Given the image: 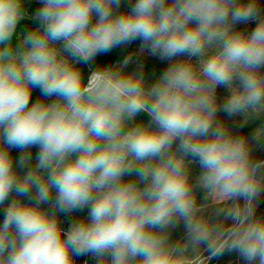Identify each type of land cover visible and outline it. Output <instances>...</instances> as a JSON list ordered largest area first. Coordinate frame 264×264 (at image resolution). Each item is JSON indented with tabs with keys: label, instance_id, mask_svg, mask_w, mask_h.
<instances>
[{
	"label": "clouds",
	"instance_id": "9594fccd",
	"mask_svg": "<svg viewBox=\"0 0 264 264\" xmlns=\"http://www.w3.org/2000/svg\"><path fill=\"white\" fill-rule=\"evenodd\" d=\"M24 4L0 0V205L16 194L0 224V264H78L88 254L96 264H209L233 251L264 264V160L217 119L260 120L253 138L264 141L258 0H135L124 12L121 0H40L38 26L14 39ZM249 21L251 32L234 27ZM136 39L172 61L151 85L142 67L126 71L130 56L85 79L79 65ZM35 88L42 98L30 103ZM141 112L151 119L136 122ZM13 148L24 150L18 161ZM53 193L54 208H43ZM85 207L64 231L58 213ZM181 221L186 236L173 240Z\"/></svg>",
	"mask_w": 264,
	"mask_h": 264
},
{
	"label": "rangeland",
	"instance_id": "374dc122",
	"mask_svg": "<svg viewBox=\"0 0 264 264\" xmlns=\"http://www.w3.org/2000/svg\"><path fill=\"white\" fill-rule=\"evenodd\" d=\"M133 1L134 0H121L120 7L117 11L124 12V11L130 10L132 7ZM258 3H259V9H260L261 16H264V0H258ZM24 7L28 13V18H26L24 20H35V19H32L31 17H33L35 15L36 11L41 7L40 0H25ZM96 19H97V17L94 15L93 22H95ZM255 23H256L255 21H249L247 23H237L234 27L237 30H243L246 32H251L255 27ZM26 32H28V31L19 32L18 38L22 37ZM58 46H60V45H58ZM153 57L160 58L159 55H153L147 48L142 49V47L140 45L136 48L134 54L131 56V60H130L129 64L130 63H137V62L140 63L141 61H146L144 59L153 58ZM185 58L186 57H177V58H173V59H185ZM193 60H195V58H193ZM163 61L166 63L167 67L172 62L170 60H163ZM261 71L264 72V68H262ZM236 83H238V81ZM216 95H217L218 102L221 104L224 103V101L228 95V91H227L226 87L225 86H218L217 91H216ZM238 116H240V115L237 114V115L229 116L227 113L220 111L217 114V119H219L223 122H230V120L235 119ZM247 139L251 145L253 157L256 160H258L264 152V145L262 143H260V141L255 140L253 137L247 138ZM28 151L31 153V156H32V160L30 163L34 164L36 161V156L38 154L39 148H38V146L37 147L33 146L32 148L28 149ZM190 159H192V158H190ZM200 172H201V169L199 167L198 161H196L195 163H193L191 165L190 175H191L193 182H195V179L200 174ZM204 195H205V193H204L203 189L197 190V196H198L199 202H201V203L204 202V200H203ZM22 200L27 202V199H22ZM10 201H11V199L5 201V203L2 205V207H4L6 209V207L10 203ZM241 203H242V201H241ZM256 203H257V206H256L257 216H264V192H262L260 194V196L257 198ZM42 207L44 208V205ZM52 209H49V210H52ZM258 209H260L259 213H257ZM211 211H212V209H209L210 213H211ZM88 212H89V209L87 207H85L82 210H75V211H72L71 213H63V212L58 213V218H59L60 225H61L62 229L64 231H67L72 222H74L77 219L87 217ZM2 222H3V220L0 219V224H2ZM229 223H230V221H229ZM170 233H171V237L173 240H178V239L184 238L186 236V229L184 227L183 222L181 221L175 228L171 229ZM205 255H207V253H205ZM84 261H87L88 264H96V258L91 254L85 255ZM84 261L82 263H78V264H84ZM209 264H246V262L244 261L243 257H241L237 252L233 251V252H226L222 256L217 257L215 260L213 258L212 260L209 261Z\"/></svg>",
	"mask_w": 264,
	"mask_h": 264
},
{
	"label": "trees",
	"instance_id": "16d2710c",
	"mask_svg": "<svg viewBox=\"0 0 264 264\" xmlns=\"http://www.w3.org/2000/svg\"><path fill=\"white\" fill-rule=\"evenodd\" d=\"M135 3V0L133 1V4ZM132 4V5H133ZM39 24V21L37 20H22L17 26L16 30V37L14 39H18V33L23 31H29L35 27H37ZM142 41L140 39H136L135 41H132L125 45H120L117 47L112 48L110 51L106 53H100L98 54L95 59L89 64H81L79 67H81L82 72L85 76V79L90 74L92 70H94L97 66H108L113 65L122 62L126 57H131L136 48L140 45H142ZM146 61H141L140 63H130L126 71L129 72H136L140 71L141 67L143 70V74L145 77V81L148 85H151L158 76L167 68L166 63L157 57L144 59ZM42 94L39 88H35L32 91V99L30 103L35 102L37 99H41ZM55 97H49L45 100V102H51L54 100ZM151 118L147 115V113L141 112L135 117L136 122H148ZM229 130L233 132L235 135H242L246 138L254 137V131L255 128L261 123L260 120L250 121L247 124L243 123V117L240 115L235 119L230 120V122H224ZM264 145V141H260ZM37 147V146H36ZM175 147V145H174ZM22 149L13 148L11 149V155L14 159V161H18L19 157L23 154ZM258 160H264V152L261 155V157ZM27 168H17V172L20 175H23L27 172ZM135 174H132L131 176H125L124 179H134ZM32 194H35V189H33ZM16 194L13 192L10 194L9 199L15 198ZM54 198L55 193H53V200L52 202L48 204H44V208L46 209H52L54 207ZM20 199H27L26 197H20ZM43 206V205H42ZM260 209L257 210V213H259ZM5 217V208L0 205V219L3 220ZM226 253V252H225ZM78 263H82L85 259V255L74 257ZM217 257L214 258V260Z\"/></svg>",
	"mask_w": 264,
	"mask_h": 264
}]
</instances>
